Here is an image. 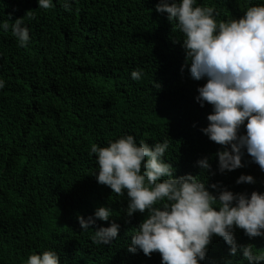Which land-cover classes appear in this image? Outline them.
I'll return each mask as SVG.
<instances>
[{
  "label": "trees",
  "instance_id": "16d2710c",
  "mask_svg": "<svg viewBox=\"0 0 264 264\" xmlns=\"http://www.w3.org/2000/svg\"><path fill=\"white\" fill-rule=\"evenodd\" d=\"M197 2L227 21L264 0ZM53 3L42 9L37 0H0V22L23 18L31 37L20 47L11 30L0 31V78L6 81L0 90V264H25L47 250L56 251L61 264H161L158 252L128 251L144 214L127 217L126 194L96 180L91 146H107L121 135L149 144L167 139L164 159L175 175L202 174L213 194L214 183L237 193L264 192V171L247 153L244 167L217 171L222 146L201 131L212 107L195 99L206 81L193 80L187 67L181 71L182 33L156 11L159 0H72L70 11L62 0ZM137 69L143 75L133 80ZM204 157L210 172L197 164ZM241 174L256 182L237 184ZM100 206L110 207L120 225L110 245L91 240L110 221L97 220L83 232L77 219ZM234 235L238 245L264 253V237L250 238L239 228ZM229 248L214 236L201 264H247Z\"/></svg>",
  "mask_w": 264,
  "mask_h": 264
},
{
  "label": "clouds",
  "instance_id": "9594fccd",
  "mask_svg": "<svg viewBox=\"0 0 264 264\" xmlns=\"http://www.w3.org/2000/svg\"><path fill=\"white\" fill-rule=\"evenodd\" d=\"M38 8L54 7L53 0H37ZM70 11L72 0H62ZM158 13L182 33L181 46L193 80L206 81L198 87L196 101L211 105L208 125L201 129L209 140L222 146L217 151V171L221 174L244 167L245 153L264 171V3L252 5L239 19L217 20L212 6L197 0H159ZM0 22V31L16 38L20 47L30 43V29L23 18ZM142 69L133 70L131 78L141 79ZM155 83V82H154ZM159 87L158 84L155 83ZM6 81L0 78V90ZM243 127L244 132L241 133ZM167 139L149 144L136 141L131 134L121 135L107 146L93 144L91 153L98 164L96 180L120 196H127L123 213L132 217L144 214L134 228L128 251H142L150 257L158 252L161 264H201L214 236L230 246L231 256L238 253L247 264H264V253L252 244L238 245L235 229H243L250 238L264 237V192L237 193L219 183L209 191L200 176H176V169L164 157ZM203 172H210L209 157L197 161ZM252 175L241 174L237 184L255 183ZM146 214V215H145ZM83 232L97 220L109 222L98 227L91 240L110 245L119 238L120 225L112 219V209L100 206L94 214L77 217ZM25 264H61L54 250L33 253ZM225 264H232L226 261Z\"/></svg>",
  "mask_w": 264,
  "mask_h": 264
}]
</instances>
